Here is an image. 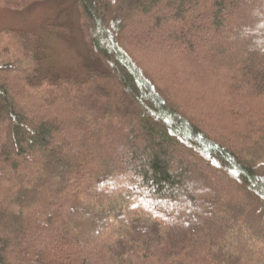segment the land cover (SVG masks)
<instances>
[{
    "label": "trees",
    "instance_id": "obj_1",
    "mask_svg": "<svg viewBox=\"0 0 264 264\" xmlns=\"http://www.w3.org/2000/svg\"><path fill=\"white\" fill-rule=\"evenodd\" d=\"M40 1L85 59L0 32V264H264V0Z\"/></svg>",
    "mask_w": 264,
    "mask_h": 264
},
{
    "label": "rangeland",
    "instance_id": "obj_2",
    "mask_svg": "<svg viewBox=\"0 0 264 264\" xmlns=\"http://www.w3.org/2000/svg\"><path fill=\"white\" fill-rule=\"evenodd\" d=\"M59 5L54 1H40L31 4L30 6L20 9L13 10L4 7H0V32L7 29H16V30H34L41 37H43L44 45L50 58L56 62L57 65L61 68L66 69L68 73L77 74L81 69V65L85 59V50L83 44L80 40V35H76L75 40L71 43L62 39L56 34L48 32L44 28V20L48 17H52L59 9ZM72 20H75L76 14L73 13L71 16ZM203 27V26H202ZM47 31V32H45ZM45 32V33H44ZM147 56L153 57V53H147ZM162 61V60H160ZM225 60L223 58H218L217 63L220 67L225 65ZM224 75L225 73H220ZM202 84V83H200ZM199 84V85H200ZM205 84V83H203ZM204 87V86H203ZM102 145V143H100ZM105 149H109V145L105 146ZM222 173L218 174V180H221ZM197 190V189H196ZM200 199L205 197L200 196L201 192L196 191ZM225 195V194H224ZM227 200L232 201V205L245 206L247 202L237 200L236 196L240 194L236 190H230ZM244 202V203H243ZM2 204V203H1ZM252 206V204H250Z\"/></svg>",
    "mask_w": 264,
    "mask_h": 264
}]
</instances>
